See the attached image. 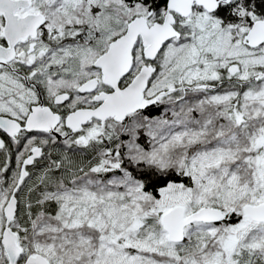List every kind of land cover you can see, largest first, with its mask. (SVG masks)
I'll use <instances>...</instances> for the list:
<instances>
[{
    "label": "snow or ice",
    "instance_id": "6c2138e0",
    "mask_svg": "<svg viewBox=\"0 0 264 264\" xmlns=\"http://www.w3.org/2000/svg\"><path fill=\"white\" fill-rule=\"evenodd\" d=\"M0 264H264V0H0Z\"/></svg>",
    "mask_w": 264,
    "mask_h": 264
}]
</instances>
